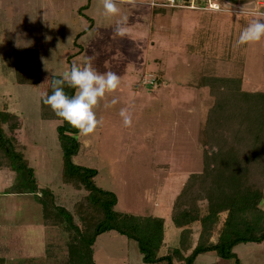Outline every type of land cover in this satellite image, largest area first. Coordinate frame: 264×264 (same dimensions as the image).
<instances>
[{
	"label": "rangeland",
	"instance_id": "obj_1",
	"mask_svg": "<svg viewBox=\"0 0 264 264\" xmlns=\"http://www.w3.org/2000/svg\"><path fill=\"white\" fill-rule=\"evenodd\" d=\"M148 2L116 0L119 13L109 16L102 0H0V112L17 114L15 134L38 187L50 189L58 205L74 212L86 190L63 183L60 122L43 119L42 97L52 76L60 77L74 63L116 73L118 89L98 102L100 123L93 134L78 135L81 149L74 161L98 170L95 182L116 194L118 212L165 220L159 252L164 256L182 239L183 230L172 220L174 201L189 176L202 172L209 152L203 130L216 97L200 81L235 78L247 91H264V39L235 44L248 23L264 19V7L235 8L220 0L226 10L220 13L205 11L208 4L201 0L177 2H194L203 11L156 10ZM121 17L127 18L126 34L118 37L114 29ZM21 48L40 51L37 86L16 82L15 52ZM113 98L117 104L105 108ZM121 109L131 115L130 126H124ZM1 171L0 256L7 264H68V231L45 223L40 197L13 193L23 174ZM220 217L218 227L225 214ZM93 249L96 264H149L138 242L115 230L100 234ZM195 264L218 263L216 255L203 254Z\"/></svg>",
	"mask_w": 264,
	"mask_h": 264
},
{
	"label": "trees",
	"instance_id": "obj_2",
	"mask_svg": "<svg viewBox=\"0 0 264 264\" xmlns=\"http://www.w3.org/2000/svg\"><path fill=\"white\" fill-rule=\"evenodd\" d=\"M39 61V49L16 50L17 84L39 85ZM200 84L209 86L216 97L203 130L209 152L203 158L202 172L189 176L174 201L172 220L183 230L182 239L180 247L164 256H159V252L165 244V220L140 218L116 210V194L95 182L98 170L74 161L81 149L76 129L41 103L43 119L60 122L57 132L63 150V183L86 190L71 212L56 203L50 189L38 187L34 170L29 167L15 134L19 128L17 114L7 108L0 112V170L9 168L23 174L20 187L13 193L40 197L45 223L60 224L68 231V264H96L93 247L97 237L113 230L136 240L144 262L149 264H175V259L195 264L200 255L210 252L221 260L241 264L234 251L238 245L264 243V211L257 207L264 199V91H247L241 81L227 77H203ZM65 92L71 96L74 90L65 87ZM47 94H51L50 85ZM222 214L225 218L218 227ZM194 226L199 230L193 246ZM0 264H7L6 257H0Z\"/></svg>",
	"mask_w": 264,
	"mask_h": 264
},
{
	"label": "clouds",
	"instance_id": "obj_3",
	"mask_svg": "<svg viewBox=\"0 0 264 264\" xmlns=\"http://www.w3.org/2000/svg\"><path fill=\"white\" fill-rule=\"evenodd\" d=\"M102 3L106 15H118L119 9L116 0H102ZM126 19V17H121L117 21V26L114 29L115 36L123 37L126 34V29L123 27ZM262 39H264V19H253L240 32L235 44L241 46L259 42ZM119 84L120 78L114 72L99 73L91 66L90 62L83 67L74 63L60 77L52 76L51 94L45 93L42 103L50 107L61 121L67 122L76 129L78 135L89 136L95 132L100 123L94 111L95 107L100 100L105 98L106 93L116 91ZM65 87L73 89V95H67ZM117 102V99L113 98L106 101L104 107L111 108ZM119 115L124 126L131 125V115L125 109H121ZM257 207L264 211V199L259 201Z\"/></svg>",
	"mask_w": 264,
	"mask_h": 264
},
{
	"label": "crops",
	"instance_id": "obj_4",
	"mask_svg": "<svg viewBox=\"0 0 264 264\" xmlns=\"http://www.w3.org/2000/svg\"><path fill=\"white\" fill-rule=\"evenodd\" d=\"M219 1L220 0H218V2ZM223 1L225 4L232 5L235 8L253 7L254 4L257 5L258 7H264V0H223ZM220 7H221V9L218 11H212L211 9H205V11H209V12H219L220 11V13L226 11L222 8L221 5H220ZM170 9L176 10L177 8H170ZM193 10H195V9H193ZM200 11H203V10H200ZM0 172H2V171L0 170ZM0 183H1V180H0ZM15 194H18V193H15ZM197 237H198V235H197ZM195 243L196 242L194 240V244ZM234 251L236 252L238 259L240 260L241 264H264V243L241 244V245H238ZM206 254L216 255L213 252L206 253ZM0 257H2V256H0ZM216 261L218 264H236L235 260H229V261L221 260L217 256H216Z\"/></svg>",
	"mask_w": 264,
	"mask_h": 264
},
{
	"label": "built area",
	"instance_id": "obj_5",
	"mask_svg": "<svg viewBox=\"0 0 264 264\" xmlns=\"http://www.w3.org/2000/svg\"><path fill=\"white\" fill-rule=\"evenodd\" d=\"M205 1L208 4V7L205 9H211V10H220V5L218 4V0H201ZM150 5L153 8H178V7H186L190 9H197V10H203V6L197 5L196 3L192 2L188 6L187 4H179L177 0H150Z\"/></svg>",
	"mask_w": 264,
	"mask_h": 264
}]
</instances>
